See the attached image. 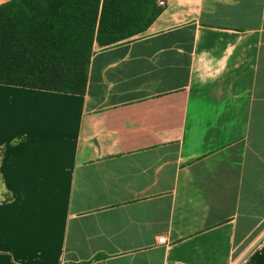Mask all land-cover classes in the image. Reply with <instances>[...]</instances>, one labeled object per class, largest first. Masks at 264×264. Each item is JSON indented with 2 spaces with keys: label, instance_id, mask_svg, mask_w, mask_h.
Listing matches in <instances>:
<instances>
[{
  "label": "crops",
  "instance_id": "0c3cea01",
  "mask_svg": "<svg viewBox=\"0 0 264 264\" xmlns=\"http://www.w3.org/2000/svg\"><path fill=\"white\" fill-rule=\"evenodd\" d=\"M165 2L83 94L0 84V264H264V0Z\"/></svg>",
  "mask_w": 264,
  "mask_h": 264
},
{
  "label": "trees",
  "instance_id": "16d2710c",
  "mask_svg": "<svg viewBox=\"0 0 264 264\" xmlns=\"http://www.w3.org/2000/svg\"><path fill=\"white\" fill-rule=\"evenodd\" d=\"M162 9L156 0H3L0 84L83 94L93 46L131 39Z\"/></svg>",
  "mask_w": 264,
  "mask_h": 264
},
{
  "label": "built area",
  "instance_id": "2783aa9c",
  "mask_svg": "<svg viewBox=\"0 0 264 264\" xmlns=\"http://www.w3.org/2000/svg\"><path fill=\"white\" fill-rule=\"evenodd\" d=\"M156 2H157V4H158L159 6H161V7H164L165 4H166L165 0H156ZM157 241H158V242H164L165 240H164V237L159 236V237L157 238Z\"/></svg>",
  "mask_w": 264,
  "mask_h": 264
},
{
  "label": "bare ground",
  "instance_id": "6f19581e",
  "mask_svg": "<svg viewBox=\"0 0 264 264\" xmlns=\"http://www.w3.org/2000/svg\"><path fill=\"white\" fill-rule=\"evenodd\" d=\"M2 0H0V2H1Z\"/></svg>",
  "mask_w": 264,
  "mask_h": 264
},
{
  "label": "rangeland",
  "instance_id": "374dc122",
  "mask_svg": "<svg viewBox=\"0 0 264 264\" xmlns=\"http://www.w3.org/2000/svg\"><path fill=\"white\" fill-rule=\"evenodd\" d=\"M3 1V0H2Z\"/></svg>",
  "mask_w": 264,
  "mask_h": 264
}]
</instances>
